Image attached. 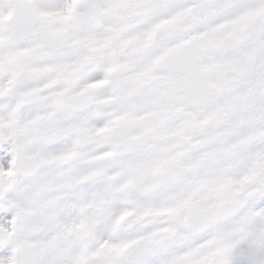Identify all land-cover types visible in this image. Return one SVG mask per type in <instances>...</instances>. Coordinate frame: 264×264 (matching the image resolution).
Returning <instances> with one entry per match:
<instances>
[{"label": "snow or ice", "instance_id": "1", "mask_svg": "<svg viewBox=\"0 0 264 264\" xmlns=\"http://www.w3.org/2000/svg\"><path fill=\"white\" fill-rule=\"evenodd\" d=\"M0 264H264V0H0Z\"/></svg>", "mask_w": 264, "mask_h": 264}]
</instances>
